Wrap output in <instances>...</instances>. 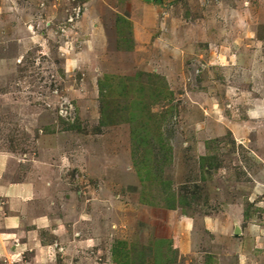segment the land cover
<instances>
[{
    "label": "rangeland",
    "instance_id": "1",
    "mask_svg": "<svg viewBox=\"0 0 264 264\" xmlns=\"http://www.w3.org/2000/svg\"><path fill=\"white\" fill-rule=\"evenodd\" d=\"M4 248L264 264V0H0Z\"/></svg>",
    "mask_w": 264,
    "mask_h": 264
},
{
    "label": "crops",
    "instance_id": "2",
    "mask_svg": "<svg viewBox=\"0 0 264 264\" xmlns=\"http://www.w3.org/2000/svg\"><path fill=\"white\" fill-rule=\"evenodd\" d=\"M5 250H6V248H4V249H1V251H0V252L6 253V251H5ZM42 251H43V252H45L46 250L42 248ZM12 253H15V254H16L17 252H12Z\"/></svg>",
    "mask_w": 264,
    "mask_h": 264
}]
</instances>
